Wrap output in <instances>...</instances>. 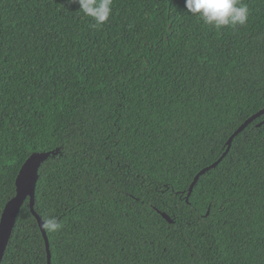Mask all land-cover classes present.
Wrapping results in <instances>:
<instances>
[{
	"label": "trees",
	"instance_id": "16d2710c",
	"mask_svg": "<svg viewBox=\"0 0 264 264\" xmlns=\"http://www.w3.org/2000/svg\"><path fill=\"white\" fill-rule=\"evenodd\" d=\"M241 3L247 23L216 29L185 0H113L103 25L76 0H0V217L54 150L34 203L62 224L51 264H264V113L188 196L264 110V0ZM1 264H48L29 198Z\"/></svg>",
	"mask_w": 264,
	"mask_h": 264
},
{
	"label": "water",
	"instance_id": "95a60500",
	"mask_svg": "<svg viewBox=\"0 0 264 264\" xmlns=\"http://www.w3.org/2000/svg\"><path fill=\"white\" fill-rule=\"evenodd\" d=\"M261 113H264V110L251 115L242 124H240V126H238V128H236V130L229 136L227 140V146L224 152L221 154V156L217 160H215L213 163H211L208 166L203 167L201 170H199L196 173L189 187L188 196L192 192L193 187L196 184L199 176L203 174L204 172H206L207 170L214 168L222 160V158L229 151L233 138L238 133H240L250 122H252ZM262 122H260L258 125H260ZM53 153H55L54 150L33 152L24 161L21 168L19 169V172L16 177V181H15V185H16L15 195L12 196L6 202L3 208L2 214H1V217H0V264L3 259V255L5 252L6 246L8 244V241L10 239L13 227L15 225L16 218L26 198H29L30 210L38 221L40 230L45 240L48 264H51V252H50V247H49V241L46 235V231L44 227L42 226L44 221H42L40 216L35 212L34 203H35V188H36V183H37L38 176H39L38 175L39 168L41 164ZM162 214L169 222H172V219L166 213H162Z\"/></svg>",
	"mask_w": 264,
	"mask_h": 264
},
{
	"label": "clouds",
	"instance_id": "9594fccd",
	"mask_svg": "<svg viewBox=\"0 0 264 264\" xmlns=\"http://www.w3.org/2000/svg\"><path fill=\"white\" fill-rule=\"evenodd\" d=\"M76 3L79 11L92 18L96 25L106 23L112 13L113 0H76ZM185 8L189 14L216 29L227 25H245L249 18L248 7L241 0H185ZM42 226L53 233L62 228L54 216L47 218Z\"/></svg>",
	"mask_w": 264,
	"mask_h": 264
}]
</instances>
